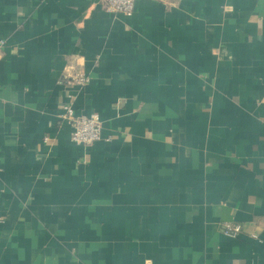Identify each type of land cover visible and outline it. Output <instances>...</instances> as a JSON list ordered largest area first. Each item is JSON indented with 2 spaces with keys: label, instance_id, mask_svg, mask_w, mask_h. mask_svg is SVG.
<instances>
[{
  "label": "crops",
  "instance_id": "crops-1",
  "mask_svg": "<svg viewBox=\"0 0 264 264\" xmlns=\"http://www.w3.org/2000/svg\"><path fill=\"white\" fill-rule=\"evenodd\" d=\"M1 42L0 264H264V0H0Z\"/></svg>",
  "mask_w": 264,
  "mask_h": 264
},
{
  "label": "built area",
  "instance_id": "built-area-1",
  "mask_svg": "<svg viewBox=\"0 0 264 264\" xmlns=\"http://www.w3.org/2000/svg\"><path fill=\"white\" fill-rule=\"evenodd\" d=\"M137 0H101L103 7L107 13L113 15H123L131 17L135 12ZM165 3V0H154ZM5 47V43H0V50ZM90 78L86 74H77L74 82L78 86H85L89 83ZM61 118L71 128V141L76 145L89 147L101 140L102 137V121L97 114L76 115L73 102H68L63 106ZM240 226L226 224L224 226L225 235L237 237L241 233Z\"/></svg>",
  "mask_w": 264,
  "mask_h": 264
}]
</instances>
